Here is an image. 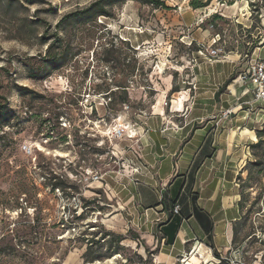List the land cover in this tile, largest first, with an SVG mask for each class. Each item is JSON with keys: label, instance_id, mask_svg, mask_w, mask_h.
Returning <instances> with one entry per match:
<instances>
[{"label": "rangeland", "instance_id": "1", "mask_svg": "<svg viewBox=\"0 0 264 264\" xmlns=\"http://www.w3.org/2000/svg\"><path fill=\"white\" fill-rule=\"evenodd\" d=\"M95 1L0 0V102L13 111L0 116V264H153L128 230H115L119 198L107 184L128 185L143 150L121 137L118 123L147 122L158 98L170 105L166 74L183 73L185 56L209 60L212 49L225 57L239 47L241 71L264 57V0H210L195 12L192 0H164L171 10L127 1L110 17L67 20ZM178 16L183 24L172 26ZM178 28L179 36L165 33ZM197 29L212 30L209 46L192 39ZM50 48L64 55L59 68L46 57ZM174 76L178 90L193 87ZM247 97L242 111L263 133L264 106ZM251 151L233 251L224 263L214 252V264H264V142Z\"/></svg>", "mask_w": 264, "mask_h": 264}, {"label": "crops", "instance_id": "2", "mask_svg": "<svg viewBox=\"0 0 264 264\" xmlns=\"http://www.w3.org/2000/svg\"><path fill=\"white\" fill-rule=\"evenodd\" d=\"M202 9L206 8L192 10ZM214 16L222 19L224 15ZM183 19L176 17L172 26L183 24ZM165 33L181 35L179 28ZM212 33L197 29L192 39L209 46ZM164 37L158 41H170ZM238 48L211 60L197 54L185 56L183 73L169 70L170 105L164 106L163 98H158L151 117L135 127L143 150L142 162L134 164L133 179L125 186L107 184L119 198L116 232L128 230L133 235L130 244L141 257L148 258L150 253L153 264H214V252L222 259L233 251L236 225L243 213L240 175L259 141V122L250 123L242 111L244 105L250 106L247 96L254 93L252 85L239 79L247 67L241 71ZM174 72L191 80L195 88L180 83V90L174 87ZM178 99L183 106L176 107ZM231 109L234 113L224 116ZM244 113L248 116H241Z\"/></svg>", "mask_w": 264, "mask_h": 264}, {"label": "trees", "instance_id": "3", "mask_svg": "<svg viewBox=\"0 0 264 264\" xmlns=\"http://www.w3.org/2000/svg\"><path fill=\"white\" fill-rule=\"evenodd\" d=\"M127 1H135V2H139L141 5L144 6H150L155 10H171L170 7L167 6L166 2L164 0H96L95 2H93L88 8L81 10L79 12L67 15V20H85V21H91L93 18L95 17H110V12L109 10L118 4L121 3H126ZM210 5V0L203 3L200 0H192L191 1V6L194 9H199V8H206ZM63 54L58 55V53H53L52 52V48H50V50L47 52L46 57H48V61L51 64H55L56 68H59V62L62 61L63 59ZM44 57V58H46ZM43 58V60H44ZM47 61V59H46ZM113 92V91H112ZM111 92V93H112ZM12 109L10 106V103L8 102V100H5L4 102H0V116H4V117H9L12 114ZM263 133H257V136L259 138L258 143L255 146L261 145L264 140H263V136H264V130L262 131ZM261 160L257 159L255 161L256 165H260L261 164ZM264 162V161H263ZM264 165V164H263ZM264 192L261 193L260 196L263 195ZM245 199V195H244V191L242 193V201H241V206H244V200ZM244 208V207H243ZM107 235L109 236L110 233H107ZM114 237L117 239V241H119L120 243H122L125 240V237L123 235H119L114 233ZM88 252L89 250L85 253L84 257L86 258L88 256ZM148 258L150 259V253L148 254ZM220 263H224L223 259H219Z\"/></svg>", "mask_w": 264, "mask_h": 264}, {"label": "built area", "instance_id": "4", "mask_svg": "<svg viewBox=\"0 0 264 264\" xmlns=\"http://www.w3.org/2000/svg\"><path fill=\"white\" fill-rule=\"evenodd\" d=\"M215 44H217V42ZM200 53L202 54V52ZM207 54L210 60L216 59L222 56L220 51L216 49H212ZM239 79L243 83L250 84L253 86V93L255 96V100L264 106V57L254 59L247 66L246 70L242 71L239 74ZM193 88H195V85H193ZM231 114L232 112L228 110L224 113V116H228ZM174 210L176 213H178L180 211L179 206H176Z\"/></svg>", "mask_w": 264, "mask_h": 264}, {"label": "bare ground", "instance_id": "5", "mask_svg": "<svg viewBox=\"0 0 264 264\" xmlns=\"http://www.w3.org/2000/svg\"><path fill=\"white\" fill-rule=\"evenodd\" d=\"M179 103L181 104V106H183V101L182 100L179 101V99H178V100H176V107H178ZM96 124H97L98 128H100L99 127V123H96ZM119 126L121 128H123V130L122 129L120 130V132L122 133L121 137H123V135L125 134L124 136L127 137V138H130V139L137 138L138 134H137V132L135 130L136 128L133 125H131L130 123H118L117 127H119ZM117 130H116V132H117ZM117 138L119 139V137H117ZM59 154L60 153H58L57 155H59ZM89 264H95V263H89Z\"/></svg>", "mask_w": 264, "mask_h": 264}]
</instances>
